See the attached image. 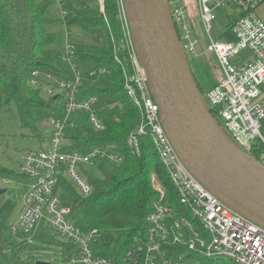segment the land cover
Segmentation results:
<instances>
[{"label": "built area", "instance_id": "1", "mask_svg": "<svg viewBox=\"0 0 264 264\" xmlns=\"http://www.w3.org/2000/svg\"><path fill=\"white\" fill-rule=\"evenodd\" d=\"M196 1L209 34L216 19L215 9L236 7L242 12L231 22L233 39H211L208 45L222 77L203 94L230 139L264 165V20L255 14L264 0ZM64 2L58 0L63 18L67 14ZM99 4L103 10L104 0H99ZM169 7L186 54L193 53L198 39L189 25L186 4L183 0H169ZM117 9L122 36L115 46V57L123 65L124 89L141 114V121L129 134L127 144L139 153L141 137H150L176 196L175 206L168 198L167 188L157 178L156 190L161 197L154 202L147 217L146 231L137 235L126 250L124 263L202 264L204 258L228 259L235 264H264V228L224 204L181 161L163 127L159 105L140 63L124 0H117ZM241 54L244 60L237 66L233 59ZM63 61L72 70L70 79L46 75L56 80L55 86L47 85L46 89L48 95L59 98L63 104V116L48 121L47 145L26 152L18 166V174L25 176L29 183L11 229L30 238L42 228L52 231L76 246L70 256L73 263L114 264L113 257L99 254L94 248L103 238L96 233L83 232L74 223L70 208L62 204L57 191L59 180L67 176L82 195L88 196L93 192V185L84 169L90 170L100 160L115 164L124 160L114 145L92 146L86 152L67 150L69 131L76 130L78 114H85L89 125L97 131L106 129L98 108V96L77 98L84 79L99 78L106 73V68H89L83 72L75 58L73 43L69 41L63 50ZM43 76L40 71H33L31 84L36 86ZM8 184L5 180L4 185Z\"/></svg>", "mask_w": 264, "mask_h": 264}, {"label": "trees", "instance_id": "2", "mask_svg": "<svg viewBox=\"0 0 264 264\" xmlns=\"http://www.w3.org/2000/svg\"><path fill=\"white\" fill-rule=\"evenodd\" d=\"M64 8L67 14L63 21L68 27L79 26L88 32L101 31L105 35L104 44H73L75 58L83 72L89 68H106V73L99 78L86 77L77 95L79 100L90 95L98 96V108L106 129L97 131L89 125L87 118L81 120L85 114H78L76 129L80 132L69 135L67 150L86 152L92 146L114 145L124 160L120 164L100 160L90 170L84 169L93 185V192L88 196L82 195L67 177L59 180L57 191L62 204L70 208L74 223L83 232L96 233L103 238L104 241L94 244L97 253L113 257L114 264H125V252L134 238L146 231L147 217L158 198V192L152 186V176L156 175L162 181L175 206L176 196L150 137H141L139 153L127 144L129 134L141 121V114L124 89L123 65L115 57V46L122 36L117 0H104L103 10L99 0H65ZM52 22L46 1L0 0L2 108L8 109L15 103L22 127L31 130L36 129L34 111L37 108H48L56 114L51 118L63 116V104L59 98L52 95L45 98L42 93H47L46 85L40 79L36 86L31 84L33 71L43 73L45 76L41 78L48 74L66 79L73 76L71 68L63 61L64 49L50 47L56 38L47 29ZM222 36L233 39L231 24ZM199 86L204 93L201 84ZM0 171L7 172L1 164ZM57 238V234L44 228L34 235L36 242L58 244L70 259L76 246ZM26 244L12 248L0 227V252L11 255L14 264H22ZM35 246V249L40 247ZM202 261L205 264L212 262L204 258Z\"/></svg>", "mask_w": 264, "mask_h": 264}, {"label": "water", "instance_id": "3", "mask_svg": "<svg viewBox=\"0 0 264 264\" xmlns=\"http://www.w3.org/2000/svg\"><path fill=\"white\" fill-rule=\"evenodd\" d=\"M124 4L163 127L181 161L224 204L264 228V165L230 139L209 108L169 0H124Z\"/></svg>", "mask_w": 264, "mask_h": 264}, {"label": "rangeland", "instance_id": "4", "mask_svg": "<svg viewBox=\"0 0 264 264\" xmlns=\"http://www.w3.org/2000/svg\"><path fill=\"white\" fill-rule=\"evenodd\" d=\"M37 1H46L48 3V15L54 20V22L47 25V29L56 36L55 40L50 44L51 48L62 50L67 41L73 44L89 45L105 43V35L101 31L93 33L79 26L68 27L63 21V14L58 0ZM183 1L186 4V9L189 14V25L192 26L194 37L198 39L195 51L193 53H188V57L195 77L203 87L205 93L207 89L220 81L222 77V71L218 61L215 55L208 49V45L211 39H225L222 34L226 32L232 21L240 17L242 12L236 7H219L215 9L214 13L216 19L213 20V29L209 34L205 29L197 1ZM255 14L264 20V2L258 6L255 10ZM196 55L198 57L200 56V63H197L193 59ZM242 60H244V54L233 59V63L240 66ZM40 81L46 86L56 85V80L54 78L44 77L40 78ZM2 92L3 85L0 84V164L3 169L7 171H0V189L4 191L0 194V227L3 234L10 242L12 248L16 247L18 244L22 245L29 243L26 244L27 250L22 255V264H36L37 262H44L45 264H76L68 258V254H66L63 248L58 244H43L41 242H36L34 236L30 238L22 233L16 234L11 229V225L17 221L19 216L22 195L26 190L25 184L29 183V180L25 176L18 174L19 163L26 152L41 148L42 142L40 141V137L45 136L44 133L50 130L49 126L46 124L48 120L56 114H52L48 108H37L34 111L37 119L36 129L31 130L23 128L15 103L10 104L8 109L2 108ZM42 95L45 98L49 97L46 91H44ZM81 120L85 121L86 116H83ZM74 131L77 133L80 132L78 129L71 130L69 135ZM157 178L156 175L152 176V186L155 190L158 184L157 182L160 180ZM5 180L9 181L8 186L3 185ZM157 192L158 198L156 200L161 197L160 192ZM57 239L62 240L59 236ZM63 242L68 241L64 240ZM37 244L40 247L35 249L37 248V246H35ZM13 259L11 255H4L0 252V264H14L15 261ZM211 261H213L214 264H235L228 259H215ZM202 264H205V262L202 261ZM210 264H212V262Z\"/></svg>", "mask_w": 264, "mask_h": 264}, {"label": "crops", "instance_id": "5", "mask_svg": "<svg viewBox=\"0 0 264 264\" xmlns=\"http://www.w3.org/2000/svg\"><path fill=\"white\" fill-rule=\"evenodd\" d=\"M197 63H200L201 62V59H200V56L198 57L197 55L193 58ZM216 84V83H215ZM214 84V85H215ZM214 85H212V86H214ZM211 86V87H212ZM45 134V136H43V138H42V140H41V142H42V146H41V148L42 147H45L46 145H47V143H48V139H49V136H50V132L48 131V132H46V133H44ZM26 186H25V188L27 189V187H28V183H26L25 184Z\"/></svg>", "mask_w": 264, "mask_h": 264}]
</instances>
